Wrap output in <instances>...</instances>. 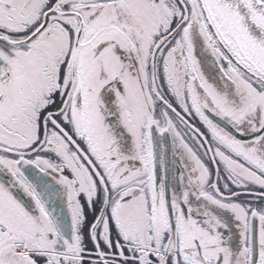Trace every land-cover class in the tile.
<instances>
[{
	"label": "snow or ice",
	"instance_id": "obj_1",
	"mask_svg": "<svg viewBox=\"0 0 264 264\" xmlns=\"http://www.w3.org/2000/svg\"><path fill=\"white\" fill-rule=\"evenodd\" d=\"M0 264H264V0H0Z\"/></svg>",
	"mask_w": 264,
	"mask_h": 264
},
{
	"label": "flooded vegetation",
	"instance_id": "obj_2",
	"mask_svg": "<svg viewBox=\"0 0 264 264\" xmlns=\"http://www.w3.org/2000/svg\"><path fill=\"white\" fill-rule=\"evenodd\" d=\"M169 159H170V165H169L170 172L174 173V172H176L177 170H179V168H180L179 160H178V158H177L176 162L173 163V162H172V161H173V158H172V156H171V153H170V157H169Z\"/></svg>",
	"mask_w": 264,
	"mask_h": 264
},
{
	"label": "rangeland",
	"instance_id": "obj_3",
	"mask_svg": "<svg viewBox=\"0 0 264 264\" xmlns=\"http://www.w3.org/2000/svg\"><path fill=\"white\" fill-rule=\"evenodd\" d=\"M204 70H205L206 74H207L209 71H211L210 68H209V69H204Z\"/></svg>",
	"mask_w": 264,
	"mask_h": 264
},
{
	"label": "water",
	"instance_id": "obj_4",
	"mask_svg": "<svg viewBox=\"0 0 264 264\" xmlns=\"http://www.w3.org/2000/svg\"><path fill=\"white\" fill-rule=\"evenodd\" d=\"M169 157H170V153H169ZM169 157H168V161H169V163H168V167H169V165H170V159H169Z\"/></svg>",
	"mask_w": 264,
	"mask_h": 264
}]
</instances>
